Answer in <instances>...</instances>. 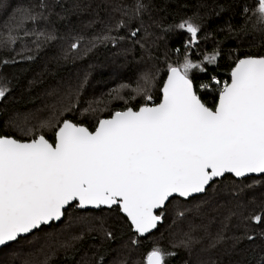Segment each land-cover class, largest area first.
<instances>
[{"label": "snow or ice", "instance_id": "6c2138e0", "mask_svg": "<svg viewBox=\"0 0 264 264\" xmlns=\"http://www.w3.org/2000/svg\"><path fill=\"white\" fill-rule=\"evenodd\" d=\"M89 7L0 0V102L15 99L19 79L4 69L65 40L69 17ZM170 7L108 0L106 16L88 21L90 33L71 34L62 58L81 45L85 55L111 47L133 75L82 100L86 73L50 90L42 108L7 115L0 253L16 245L10 253L23 254L21 264H53L58 254L61 264H173L178 256L176 264H264V0H196L190 15ZM169 217L177 230L165 245L153 232Z\"/></svg>", "mask_w": 264, "mask_h": 264}, {"label": "trees", "instance_id": "16d2710c", "mask_svg": "<svg viewBox=\"0 0 264 264\" xmlns=\"http://www.w3.org/2000/svg\"><path fill=\"white\" fill-rule=\"evenodd\" d=\"M65 2H67V0H65ZM107 2L108 0H83V3L90 5V7L85 8L79 14V17H69V19L73 21V24L68 28L63 29L60 33L65 37V40H57L56 42L52 43L50 47L45 46L34 62H21V64L18 66L6 67L4 69V71L7 73H18L19 79L14 81V85L16 86L14 87L12 95L15 97V99H9L7 101L0 102V134L11 132L4 128V121L6 120L7 115H11L12 110L15 109L24 112L27 109L38 105L45 90L51 85H54L55 81L62 80V83H67L69 80L68 78H72L73 80H69L71 83L68 82V85H74L86 73H89L90 75L88 76L87 88L82 96V100H88L90 99L89 94L100 96L101 93L108 92V79L111 78L109 72L110 70L114 71V74H116V72L119 73V77L129 78L133 75V65L128 64L123 55H119L120 59L117 61L115 56L116 53L113 51L115 49H112L111 47H109L107 50L101 47L90 53H87L86 55L84 54V51H82L79 54L70 55L67 60L62 58L61 51L63 46L64 49L68 47V43L66 42L68 37L75 33H90L91 30L87 27L88 21L94 18L97 13H99L101 18L105 17L106 11L104 10V5ZM195 4L196 0H171V7L169 11L174 15H190L193 8L195 7ZM181 5L187 6L182 7ZM201 11H203V9H201ZM239 13L240 9L236 8L234 13L235 19L233 20V23L236 25H239L241 22ZM227 16L228 14L225 13L219 18L213 17L208 25L209 30L216 29L218 26L222 25L223 21L227 19ZM2 19L3 17H0V22ZM168 19L171 21L172 16H169ZM97 30H99V26H97ZM217 38L219 39V37ZM178 45L181 46L182 49V42L180 39H174L170 43V46L173 48ZM233 46L234 42L229 41L225 45V48L227 49L228 47ZM211 48L212 44H209L208 49L211 50ZM252 50L257 51L260 49L254 48ZM136 56H139V52L136 53ZM128 59L131 60V54L129 55ZM112 60H114V63H112ZM22 68H26L27 70L21 71ZM225 74L226 69L222 68L220 70L221 79L225 78ZM66 75H68L67 78ZM29 81L32 82L31 85H29ZM207 98L210 99V97ZM105 102L107 103V100ZM118 104L119 102H112L109 106L111 107ZM206 213L207 215H214L212 211H208ZM169 219L170 217L167 218L165 222L153 232V235H156L159 232V229L163 227ZM59 226H62V224L58 223L55 227ZM147 239L146 243L150 247V242L149 240L147 241ZM164 244L167 245V242H164ZM8 248H4L2 252ZM180 255L183 254L181 253ZM59 256L60 254L54 257L53 264H61ZM78 258L79 256L76 257V259ZM179 258V256L175 258L173 260V264H176V260Z\"/></svg>", "mask_w": 264, "mask_h": 264}, {"label": "rangeland", "instance_id": "374dc122", "mask_svg": "<svg viewBox=\"0 0 264 264\" xmlns=\"http://www.w3.org/2000/svg\"><path fill=\"white\" fill-rule=\"evenodd\" d=\"M13 2H15V1H13ZM3 20V19H2ZM2 22V21H1ZM66 49V48H65ZM84 49H85V46L84 45H81V48H80V52H82V51H84ZM64 50V46H63V49H62V51ZM61 51V52H62ZM115 53L117 52V50L115 49V50H113ZM79 52V53H80ZM79 53H75V54H79ZM115 56H116V58H117V61H118V59H120V56L119 55H116L115 54ZM112 63H114V60H112ZM100 71V70H99ZM76 72V71H75ZM110 72V75H111V78H109L108 79V81H109V88H108V90L109 89H111V88H114V87H116L119 83H121L122 82V78L126 81L128 78H126V77H119L120 76V74L119 73H117L116 72V74H114V71H112V70H110L109 71ZM74 73V72H73ZM73 75V74H72ZM90 74L88 73V76H89ZM67 76L68 75H66V78H67ZM76 76V75H75ZM69 80H73L72 78H68ZM68 80V82L69 83H71V81H69ZM62 81V80H61ZM61 81H55L54 82V85H51L50 87H48L46 90H45V92L43 93V96H42V98H41V101H40V103L38 104V105H36V106H34V107H31V108H29V109H27L26 111H29V110H34V109H40V108H42L45 104H47V103H49L53 98L52 97H49L48 96V92L50 91V90H52V89H56V88H60V89H63V88H66L67 86H68V82L66 83V82H64V83H62ZM89 94V93H88ZM93 96H95V95H93V94H89V97L90 98H92ZM98 97V96H97ZM112 102H119V101H111V103ZM120 103V102H119ZM26 111H24V112H26ZM78 115V114H77ZM6 119H7V117H6ZM4 128H5V126H4ZM6 130H8V131H13L12 129H10V128H5ZM208 211H212L211 209H209V210H206V212H208ZM197 222H199V221H197ZM169 224H171V218L166 222V224L163 226V227H161L160 229H159V232L156 234V235H153L154 237H159L160 236V233L161 232H163L164 233V240L161 242V243H163L164 244V242H167L168 243V240H169V233L170 232H175L176 230H177V226H173L172 228H169L168 227V225ZM180 227H183L184 225L183 224H181V225H179ZM63 227V225L62 226H59V227H56L58 230L60 229V228H62ZM67 235H68V233L67 232H65L62 236H61V238L63 239V238H66L67 237ZM46 238L43 236V234H41V242H43L44 240H45ZM150 239L151 238H148L147 239V241L149 240V242H150ZM23 243V242H22ZM24 246V250L25 251H27L29 248H31L32 246L31 245H27V244H24L23 245ZM15 247H17L16 245H12V246H10L8 249H6L5 251H3L2 253H0V261H5V262H9V264H11V261H13V260H15V264H21V258H22V255L23 254H21V258H14V257H12V255H11V253H10V249H12V248H15ZM37 247H38V245H37ZM83 255V252L82 253H80V256H82ZM80 256H79V258H80ZM78 258V259H79Z\"/></svg>", "mask_w": 264, "mask_h": 264}, {"label": "water", "instance_id": "95a60500", "mask_svg": "<svg viewBox=\"0 0 264 264\" xmlns=\"http://www.w3.org/2000/svg\"><path fill=\"white\" fill-rule=\"evenodd\" d=\"M155 231V230H154Z\"/></svg>", "mask_w": 264, "mask_h": 264}]
</instances>
